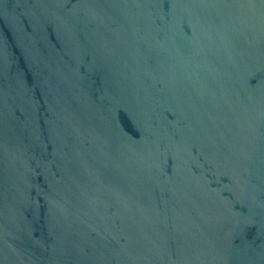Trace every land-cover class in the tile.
Masks as SVG:
<instances>
[{
    "label": "water",
    "instance_id": "95a60500",
    "mask_svg": "<svg viewBox=\"0 0 264 264\" xmlns=\"http://www.w3.org/2000/svg\"><path fill=\"white\" fill-rule=\"evenodd\" d=\"M0 264H264V0H0Z\"/></svg>",
    "mask_w": 264,
    "mask_h": 264
}]
</instances>
